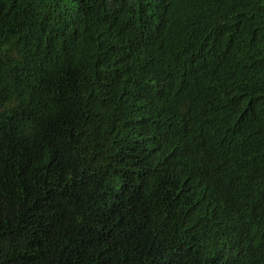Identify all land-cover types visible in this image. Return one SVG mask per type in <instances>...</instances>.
I'll use <instances>...</instances> for the list:
<instances>
[{
    "label": "trees",
    "instance_id": "1",
    "mask_svg": "<svg viewBox=\"0 0 264 264\" xmlns=\"http://www.w3.org/2000/svg\"><path fill=\"white\" fill-rule=\"evenodd\" d=\"M0 264H264V0H0Z\"/></svg>",
    "mask_w": 264,
    "mask_h": 264
}]
</instances>
